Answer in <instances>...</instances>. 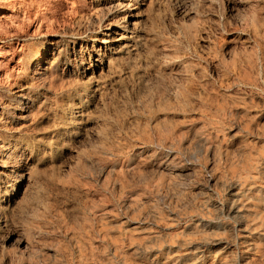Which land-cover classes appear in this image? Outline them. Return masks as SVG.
<instances>
[{
    "label": "rangeland",
    "instance_id": "374dc122",
    "mask_svg": "<svg viewBox=\"0 0 264 264\" xmlns=\"http://www.w3.org/2000/svg\"><path fill=\"white\" fill-rule=\"evenodd\" d=\"M17 2L0 264H264V0Z\"/></svg>",
    "mask_w": 264,
    "mask_h": 264
},
{
    "label": "bare ground",
    "instance_id": "6f19581e",
    "mask_svg": "<svg viewBox=\"0 0 264 264\" xmlns=\"http://www.w3.org/2000/svg\"><path fill=\"white\" fill-rule=\"evenodd\" d=\"M114 1V0H113ZM16 2H17V0H16ZM122 2V1H121ZM18 3V2H17ZM64 3V2H63ZM66 4V3H65ZM97 4V3H96ZM251 5V4H250ZM12 6V5H11ZM19 6V5H18ZM17 6V7H18ZM22 6V5H21ZM104 6V5H103ZM106 7V6H105ZM248 7V6H247ZM7 8H9V7H7ZM11 9V8H10ZM17 10V9H16ZM191 10V9H190ZM74 11V10H73ZM72 11V12H73ZM193 11V10H192ZM1 9H0V14H1ZM5 12H7V11H5ZM246 12V11H245ZM244 12V13H245ZM20 13V12H19ZM25 13V12H24ZM188 13H190V11L188 12ZM248 13V12H247ZM15 14V13H14ZM73 14V13H72ZM242 14V13H241ZM241 14H239V15H241ZM16 15V14H15ZM14 15V16H15ZM19 15V14H18ZM134 15V14H133ZM188 15V14H187ZM247 15V14H246ZM242 16V15H241ZM240 16V17H241ZM248 16V15H247ZM246 16V17H247ZM17 17V16H16ZM16 17H15V19L14 20H16ZM22 17V16H21ZM243 17V16H242ZM8 17H6L5 15L3 16V15H0V20L1 19H3V20H6ZM10 18H12V17H10ZM234 19H236V17L234 18ZM244 19V18H243ZM243 19L241 20V21H243ZM2 20V21H3ZM10 20V19H9ZM8 20V21H9ZM22 20V19H21ZM20 20V21H21ZM24 20V19H23ZM126 20V19H125ZM239 20V19H238ZM247 20V19H246ZM11 21V20H10ZM9 21V23H7V24H13V25H15L14 24V22H10ZM26 21V20H25ZM240 21V22H241ZM17 22H18V20H17ZM235 22V21H234ZM20 23H22V21L20 22ZM40 23V22H39ZM102 23V22H101ZM104 23V22H103ZM236 23H238V22H236ZM245 23V25L247 24V21H243V24ZM239 24H242V23H239ZM13 25H12V27H13ZM17 26H18V24H16ZM27 25V24H26ZM25 25V26H26ZM132 25V24H131ZM244 25V26H245ZM21 26V25H20ZM32 26V25H31ZM37 26H39V25H37ZM36 26V27H37ZM247 26V25H246ZM0 27H2V26H0ZM4 27V26H3ZM9 27V26H8ZM11 27V26H10ZM9 27V28H10ZM11 27V28H12ZM101 27V26H100ZM112 27V26H111ZM126 27V26H125ZM237 27H239L240 28V25H238ZM14 28L16 29L17 27H15L14 26ZM20 28L21 27H19V30L18 31H20ZM4 29V28H3ZM5 29H7V31H8V28L6 27ZM14 29V30H15ZM33 29V28H32ZM101 29V28H100ZM105 29V28H104ZM130 29V28H129ZM35 30H37V29H35ZM112 30V29H111ZM132 30V29H131ZM2 31V30H1ZM9 31H11L10 29H9ZM13 31V30H12ZM14 32V31H13ZM42 32V31H41ZM120 32V31H119ZM236 32V31H235ZM102 33V32H101ZM15 34H16V32H15ZM111 34H113V35H118L119 33H117L116 31H114V32H112ZM125 34V33H124ZM106 36H110L112 39L114 38V40L116 41V42H118V41H120L121 40V35H118V37H114V36H112V35H110V34H106ZM129 36V35H128ZM127 36V37H128ZM226 37V36H225ZM233 37V36H232ZM101 38V37H100ZM1 40V39H0ZM6 40V39H5ZM26 40V39H25ZM4 41V40H3ZM23 41V40H22ZM54 41V40H53ZM127 41V40H126ZM16 42V41H15ZM105 43V42H104ZM123 43V42H122ZM13 44V43H12ZM115 44V43H114ZM215 44V43H214ZM110 45V44H109ZM16 46V45H15ZM24 46V45H23ZM102 47V46H101ZM14 48V47H13ZM240 48V47H239ZM263 48V47H262ZM19 49V48H18ZM24 49V48H23ZM51 49V48H50ZM225 49V48H224ZM257 49V48H256ZM259 49V48H258ZM124 50V49H123ZM264 50V49H263ZM113 51V50H112ZM118 51V50H117ZM258 51V50H257ZM15 52V51H14ZM25 52V51H24ZM224 53V52H223ZM258 53V52H257ZM17 54V53H16ZM259 54V53H258ZM33 57V56H32ZM36 57V56H35ZM39 57V56H38ZM21 58V57H20ZM13 59H14V54H13V49H11V47H9V48H6L5 46H4V43L3 42H1L0 41V80L1 79H3V78H7V77H10V73L14 70V66H15V63H14V61H13ZM18 59V58H17ZM36 59V58H35ZM36 61V63H35V66L37 65L38 66V64H39V60H35ZM52 62V61H51ZM20 63V62H19ZM47 63V62H46ZM31 64V63H30ZM22 65V64H21ZM48 65V64H47ZM19 67H20V65H19ZM17 70V69H16ZM43 70V69H42ZM32 72H34V71H32ZM44 72V71H43ZM29 73V72H28ZM36 73V72H35ZM15 75V74H14ZM35 75V74H34ZM26 78H28V77H26ZM19 82V81H18ZM22 82V81H21ZM27 82V81H26ZM1 83V82H0ZM27 84V83H26ZM25 84V85H26ZM7 85V84H6ZM5 86V85H4ZM242 86V85H241ZM243 87V86H242ZM25 88V87H24ZM33 89V88H32ZM94 90V89H93ZM7 91V90H6ZM12 91V90H11ZM8 92V91H7ZM15 93V92H14ZM17 93V92H16ZM20 93V92H19ZM15 96L17 95V94H14ZM196 95H197V93H196ZM85 97V96H84ZM37 100V99H36ZM197 101V100H196ZM35 103V102H34ZM2 105V104H1ZM196 105V104H195ZM26 107V106H25ZM33 107V106H32ZM15 108V107H14ZM23 108V107H22ZM26 111H27V109H26ZM1 112V111H0ZM18 112V111H17ZM84 112V111H83ZM27 113V112H26ZM31 114V113H30ZM9 115H11V114H9ZM0 118H1V116H0ZM9 118V117H8ZM24 119V118H23ZM21 120V119H20ZM175 120V119H174ZM12 122V121H11ZM23 122V121H22ZM17 126H19V125H17ZM20 127V126H19ZM3 130V129H2ZM1 131V130H0ZM4 132H5V130H4ZM6 133V132H5ZM9 133V132H8ZM10 135H8V137H9ZM85 137V136H84ZM20 140V139H19ZM11 142V141H10ZM6 145V144H5ZM13 146V145H12ZM21 146V145H20ZM37 146V145H36ZM27 147V146H26ZM11 148V147H10ZM16 149V148H15ZM29 149V148H28ZM34 149V148H33ZM20 150V149H19ZM14 152V151H13ZM20 152V151H19ZM37 153V152H36ZM30 154V153H29ZM39 154V153H38ZM13 155V154H12ZM23 155V154H22ZM7 156V155H6ZM15 156V155H14ZM26 156V155H25ZM29 157V156H28ZM5 157H3L2 156V153H1V156H0V168H5V163H7V160L6 159H4ZM16 158V157H15ZM19 158V157H18ZM7 159H8V156H7ZM13 159V158H12ZM30 159V158H29ZM32 160V159H31ZM13 161V160H12ZM26 161V160H25ZM19 164V163H18ZM29 164V163H28ZM27 165V164H26ZM13 166V165H12ZM11 166V167H12ZM10 167V166H9ZM30 167V166H29ZM17 170V169H16ZM5 171V170H4ZM25 173V172H24ZM7 174V173H6ZM15 175V174H14ZM13 176V175H12ZM1 178V177H0ZM27 178V177H26ZM5 180V179H4ZM12 184H13V182H12ZM15 185V184H14ZM0 186H2V185H0ZM15 187V186H14ZM9 192V191H8ZM5 205V204H4ZM5 207V206H4Z\"/></svg>",
    "mask_w": 264,
    "mask_h": 264
}]
</instances>
